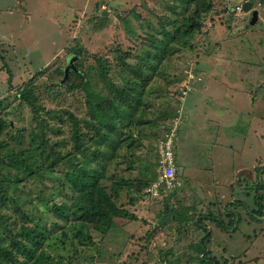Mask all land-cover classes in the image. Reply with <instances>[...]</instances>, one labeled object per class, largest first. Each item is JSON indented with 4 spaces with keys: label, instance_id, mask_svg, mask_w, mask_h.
<instances>
[{
    "label": "rangeland",
    "instance_id": "obj_1",
    "mask_svg": "<svg viewBox=\"0 0 264 264\" xmlns=\"http://www.w3.org/2000/svg\"><path fill=\"white\" fill-rule=\"evenodd\" d=\"M235 1L219 2L230 6L236 16L229 26V22L218 21L224 19L225 11L220 18L214 15V22L208 21L193 40L194 46L174 52L147 87L150 97H156L152 99L156 105L161 103L153 112L163 116L168 103L163 93L172 95L178 78L181 85L187 83L186 62L208 65L206 70L211 74H201L202 84H193L183 98L187 115L181 127L185 130H180L179 136L185 147V153L180 154L188 158V186L195 194H181L174 187L172 196L153 198L148 191L154 181L149 175L155 168L157 171L154 142L148 134L154 128L159 131L164 122L145 128L140 148L129 141L122 144L126 137L121 131L98 126L118 146L105 167V186L111 187L114 178H126L117 202L137 217L116 221L115 230L102 240L96 235L105 256L95 264H264V4H259L262 0L253 1L251 8L256 7L258 15L251 21L248 14L242 19L239 0L238 4ZM183 9L182 0H0V118L11 124L0 134L1 236L9 239L27 224L16 208L18 177L30 178L21 182L25 193L27 185L36 186L32 171L44 167V156L70 155L65 159L67 164L75 156L81 161L84 158L74 147L66 111L90 121L94 119L92 107L97 111L99 101L116 100L110 76L120 81L122 75L128 77L136 71L134 64L157 61L147 55V46L152 39H168L167 34L174 33L175 20L179 18L181 24L185 18ZM79 47L83 52L77 56ZM101 57L107 61H97ZM72 62L88 78L80 85V77L69 72V81L75 85L69 90L62 79L64 67ZM103 65H110L106 75ZM11 75L13 82L9 85ZM34 81L39 103L46 110L61 111L63 120L50 118L39 103L36 112L17 96L21 89H33ZM102 112L107 115L109 110L99 108V114ZM40 120L47 124L40 125ZM121 120L120 126L128 123ZM62 137L66 144L54 145ZM109 146L113 148L110 142L101 144L111 152ZM51 147H56V154ZM23 161L32 163V168L26 169ZM65 161L57 165L56 173L66 166ZM45 180L50 194L53 180ZM215 180L219 181L216 188ZM137 185L143 187V193ZM3 188L10 193L1 202ZM200 194L203 196L197 197ZM27 196L32 200L33 196ZM199 200L195 209L185 208ZM259 204L262 213L258 215L255 209ZM175 210L178 215H189L188 222L180 221ZM256 217L257 222L253 220ZM201 238H205L209 253L206 259L198 247ZM51 242L48 249L52 253L78 258L68 245L56 239ZM168 250L171 252L166 254Z\"/></svg>",
    "mask_w": 264,
    "mask_h": 264
},
{
    "label": "trees",
    "instance_id": "obj_2",
    "mask_svg": "<svg viewBox=\"0 0 264 264\" xmlns=\"http://www.w3.org/2000/svg\"><path fill=\"white\" fill-rule=\"evenodd\" d=\"M220 1L223 2L224 0H182L185 18L181 24L179 23V18H177L173 23L175 31L174 33L167 34L168 39L161 36L159 39L150 40L151 46H147V55L152 58L156 57L157 61H146L144 64L142 60L140 63L134 64L132 67H135L136 71H131V75H128V77L122 75L120 81L110 76V87L114 91L115 96H117V101L115 97L112 100L108 99L110 100L108 103L106 101L107 99L99 101V105H97L96 108L97 111L92 107L94 119L90 121L85 120V122L83 119L77 118L74 113L66 111L69 114V121L71 122L70 134L74 141V147L79 149L85 156L82 161L78 156H75L71 163L68 164L65 159L70 155L65 158H63V156H55L54 158L44 156L41 160L44 167L32 171L36 186L29 187V185H27L25 187L24 185L26 188L25 193H22L21 182L29 180L30 178L26 176L18 177L16 186L20 192L17 202L15 201L16 208L21 213L23 221L27 222V224H22L21 227L17 229L18 233L11 236L9 239H7L6 235H0V264H95L98 258L104 259L105 253L102 252V244L100 243L98 245L96 235H100L102 240L115 230L116 221L120 219L133 220L137 216L130 212L127 207L117 202V197L122 189L123 182H127L126 178H114L111 187L108 188L105 186V167L109 160L113 159L118 146L117 143H115V139L107 131H103L104 129L101 130L100 128L99 130L98 126H105L108 130L121 131L126 137L121 142L122 144L129 141L130 145H132L133 142L134 146L136 144L137 148H140L142 146L141 142L143 140L142 136H144L145 128H149V125L154 128L157 123L164 122L159 128V131H155L154 128L151 129V133L148 134L151 141L154 142V147L152 145L155 150L154 162L156 163L155 166L157 165L158 171L161 160V144H166L168 140L171 139V148L175 150L180 142L179 132L187 115L185 111V102L182 98L184 94L183 90L186 87L181 85V80L178 78L177 83H174L175 86L177 85L176 91H174L172 95L168 91L163 93V98L168 99L163 116H158L153 112L154 108H157V105L160 106L161 103H157L156 105L153 101L156 97H150L151 93H149L147 87L152 83L154 76L157 74L160 75L159 71L161 66L165 63L164 61L171 58L174 52L180 48L188 50L194 46L192 44L193 40H195L199 33H202L208 21L214 22V15L220 18L225 11L224 19H219L218 21L221 23L229 22L228 26L235 20L236 16L233 15L230 6H223V3H219ZM262 1L264 2V0ZM247 14L248 13H245V15ZM248 26L250 25L248 24ZM152 50L155 54H151ZM76 52L77 55L83 52V50L79 47ZM97 61L107 60L101 57L97 58ZM200 64L196 65L191 61L186 62L185 68L192 69L196 76L195 79L201 77V74H211L206 70L208 65L202 63L201 67ZM123 65H125V63H123ZM108 68H110V65L102 66L101 69L104 75L108 74ZM69 72L80 77V85L86 83L88 77L83 73V70H77L75 64L72 62L70 67L69 65L64 67L65 78H63L62 81H67V89L72 90L75 88L72 80L69 81ZM12 78V75L10 78L8 77L9 85H12ZM195 79L194 81L192 80L194 84L197 82ZM170 82L172 81L169 79V83ZM35 84V81L31 82L33 89H21L16 94L21 100L29 103L36 109L35 111L38 112L40 110L37 109L39 97L33 87ZM257 90L256 88V91ZM185 96L186 95H184V97ZM89 100L92 103L91 96ZM91 103L88 105H91ZM162 103L165 104L164 102ZM170 106L173 107L171 108ZM98 107L100 109L106 108L109 112L107 115L102 112L101 115L99 114ZM42 108L49 114L50 118H59V120H63L61 111L53 112L46 110L43 106ZM181 108H183V110L179 112ZM127 109L130 111L129 113L125 112ZM151 114L152 117H150ZM121 119L128 120V123H124V125L122 124V126H120ZM80 122L84 124L82 125ZM44 123L45 121L40 120L39 124L43 125ZM7 125L11 124L7 123L3 118H0V134ZM135 132H137V134H135ZM63 138L64 137H62V140L58 139L54 141V145H65L66 140ZM43 142L38 143L37 146H43ZM102 142H110L111 146H113V148L109 146L112 148V151L109 152L108 148L101 147ZM45 143L48 146L46 141ZM55 148L56 147H51L54 154L57 153V151L54 150ZM131 154H133L132 151ZM132 158L134 161L137 160L134 157ZM174 158L176 160L175 151ZM64 161L66 166L61 169L60 173H56L57 165ZM90 161H95V163H91ZM22 165H24L26 169L32 168V163H28L27 161H23ZM153 175L157 176V173H151V175H149L150 178L153 177ZM46 178L53 180V190H51L50 194H48ZM176 178L178 179V177ZM146 185L147 183H145L144 187ZM137 187L140 193L144 192V190L141 189L143 188L141 185H137ZM33 189L35 191H33ZM9 193L10 189L5 190L3 188L1 190V202L5 201ZM27 195L33 196L31 197L32 200L28 199ZM13 196L17 197L16 195ZM36 198L38 200L36 201L38 202L37 204L35 203ZM175 198L178 201L180 196L176 195ZM241 204L246 206L243 202ZM41 206H43V208H41ZM258 207L259 208L256 209L253 208V210L255 209L256 213L259 215L262 213L261 204H259ZM175 213L176 216L180 218V221L185 220L188 222L189 218L181 217L182 215L180 213L178 215L176 210ZM238 216L240 215L238 214ZM258 219L259 217H256L253 220L257 222L259 221ZM201 227L204 228L205 231L207 230L206 227L202 225ZM53 239L61 241L66 247L68 245V247L74 250V253L79 254L78 258L67 257L65 254H54L49 251L48 248L51 247V240ZM125 242L126 241H124V243ZM205 243V238H201L198 243V247L204 252L203 259H206L209 254ZM88 248H93L95 250H87ZM169 252L171 251H166V254Z\"/></svg>",
    "mask_w": 264,
    "mask_h": 264
},
{
    "label": "built area",
    "instance_id": "obj_3",
    "mask_svg": "<svg viewBox=\"0 0 264 264\" xmlns=\"http://www.w3.org/2000/svg\"><path fill=\"white\" fill-rule=\"evenodd\" d=\"M240 9V8H239ZM188 79L186 88L183 90V97L187 91L193 88V83L191 82L196 78L192 69H186ZM200 77H198V80ZM171 139L168 142L161 144V160H160V167L158 169V178L155 183H153V188L149 189L148 191L153 195H159L163 189L169 190L176 187L180 182L176 178V160L174 158V150L171 148Z\"/></svg>",
    "mask_w": 264,
    "mask_h": 264
},
{
    "label": "crops",
    "instance_id": "obj_4",
    "mask_svg": "<svg viewBox=\"0 0 264 264\" xmlns=\"http://www.w3.org/2000/svg\"><path fill=\"white\" fill-rule=\"evenodd\" d=\"M245 0H239V3H241V2H244ZM250 1H252V3H253V1L254 0H250ZM236 2H238L237 0L235 1V3ZM259 4L260 5H263L264 4V2H262V4H261V2H259ZM256 8V7H255ZM239 11V10H238ZM240 14H243V16H242V19H245V16H247V15H245L242 11H239V15ZM241 16V15H240ZM249 16V15H248ZM252 35V34H251ZM203 80V78H202V76H201V79L199 80V81H197L196 82V86H198V85H200V84H202V81ZM193 84H194V82H193ZM195 85V84H194ZM207 85H204L203 87H206ZM209 88V87H208ZM201 90H203V89H201ZM252 94V93H251ZM253 95V94H252ZM254 96V95H253ZM181 130H185V129H181ZM180 133L181 132H179V135H180ZM183 143H184V140L180 143H178V146H177V148L174 150L175 151V155H176V161H177V163H176V176L178 177V181L180 182L179 183V186L176 188H174V189H176L177 190V192L178 193H183V194H185V193H194L195 194V190H193L190 186H188V179H191V176H189L188 174H187V161H188V158H187V156H186V154H185V156L183 155V154H180L181 152H184L185 153V147L183 146ZM154 172H156L157 173V176L156 175H153V179H154V181H156L157 180V178H158V172L154 169ZM213 177H215V176H213ZM153 181V182H154ZM215 188L217 187V186H219V181L218 180H215ZM202 184V183H201ZM223 184H224V182H223ZM231 184V183H230ZM180 187H181V191H178L179 189H180ZM163 190H164V192H163ZM162 190V193H161V195H159V196H151V197H153V198H164V197H170V196H172V194H175V192H173V190H171V189H169L170 191H165V189H163ZM202 192H203V190H201ZM211 192V191H210ZM200 196H203V194H200L199 196H197V197H200ZM178 200H180V199H178ZM201 203V200H199V201H194L193 203H192V205H190L189 207H185V208H187V210H189V209H195L197 206H198V204H200ZM181 217H185V218H189V215H187L186 213L184 214V215H182Z\"/></svg>",
    "mask_w": 264,
    "mask_h": 264
},
{
    "label": "water",
    "instance_id": "obj_5",
    "mask_svg": "<svg viewBox=\"0 0 264 264\" xmlns=\"http://www.w3.org/2000/svg\"><path fill=\"white\" fill-rule=\"evenodd\" d=\"M252 1H245L243 3V8L245 11H249V15H250V20L252 21V19L257 18L258 15V10L257 9H251L252 7Z\"/></svg>",
    "mask_w": 264,
    "mask_h": 264
},
{
    "label": "clouds",
    "instance_id": "obj_6",
    "mask_svg": "<svg viewBox=\"0 0 264 264\" xmlns=\"http://www.w3.org/2000/svg\"><path fill=\"white\" fill-rule=\"evenodd\" d=\"M245 1H249V0H245ZM245 1H244V2H245ZM244 2H241V4L239 3L238 10H239V11H242L244 14L248 12V15H249V11H245L244 8H243V3H244ZM239 8H240V9H239ZM251 9H252V8H251ZM253 9H255V8H253ZM199 79H201V77H200ZM193 81H194V80H193ZM193 81H192V83H193ZM195 81H199V80H198V79H195ZM155 182H156V181H154L153 183H155ZM161 193H162V192H161ZM161 193H160L159 195H161ZM151 195H152V196H159V195H153V194H151Z\"/></svg>",
    "mask_w": 264,
    "mask_h": 264
}]
</instances>
